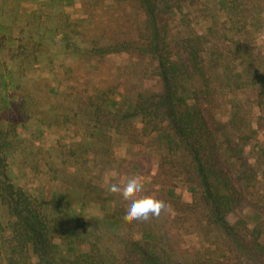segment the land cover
Returning <instances> with one entry per match:
<instances>
[{
  "label": "trees",
  "instance_id": "obj_1",
  "mask_svg": "<svg viewBox=\"0 0 264 264\" xmlns=\"http://www.w3.org/2000/svg\"><path fill=\"white\" fill-rule=\"evenodd\" d=\"M99 1L89 5V22L60 15L61 21L50 27L57 16L45 13L40 24L45 30L39 27L36 34L34 29L15 27L9 40L16 33L21 44L3 46L8 61L0 54V204L7 221L1 220L0 226V264H264V220L258 208L264 195L246 187L260 181L264 145L248 150L242 143L251 136L241 133L236 142L223 137L230 128L219 111L226 103L227 84L214 70L222 62L228 65L227 60L216 51L207 61L209 38L179 26L184 17L173 30L172 14L183 9L185 0H131L127 6L121 0L112 5ZM129 6L137 14L135 20ZM60 31L77 38V43H87L82 53L85 68L90 64L98 70L109 55L129 52L128 68L140 72L151 64L160 89L147 87L144 78L131 76L130 70H120L118 81L111 76L94 84L82 77L83 72L75 75L64 66L62 80L68 87L59 98L51 81L36 80L26 72H38V52L48 51L39 50L37 38L45 45ZM44 59L54 64L51 54ZM45 97L49 99L43 101ZM257 97V130H264V90ZM70 107L79 112L71 115ZM240 117L234 113L233 123ZM27 121L50 128L54 122L65 126L73 121L76 130H82L69 150L60 149L62 169L52 173L63 182L65 194L54 192L44 200V186L30 190L13 179L10 165L23 146ZM114 134L134 146L139 142L155 148L159 155V171L141 192L124 196L105 187L106 171L119 163ZM177 181L196 193L191 203L177 198ZM142 196L164 202L160 215L126 218L129 201ZM92 201L107 208L103 218L85 213ZM46 203L53 210L48 211ZM76 204L80 210L71 217L70 206ZM243 207L257 215L253 228L245 218L229 220ZM137 229L143 235L140 240L135 238ZM197 231L221 240L219 254L196 247L192 253L178 252L179 236Z\"/></svg>",
  "mask_w": 264,
  "mask_h": 264
},
{
  "label": "rangeland",
  "instance_id": "obj_2",
  "mask_svg": "<svg viewBox=\"0 0 264 264\" xmlns=\"http://www.w3.org/2000/svg\"><path fill=\"white\" fill-rule=\"evenodd\" d=\"M121 2L124 6L131 4V0H121ZM99 3L112 5L114 0H100ZM90 4H94V0H0V54L2 59L8 61L3 46L8 48L12 45L21 44L16 33L15 39L9 40L11 29L15 27L26 31L34 29L37 34L40 24L44 22L42 16L45 13L51 14L50 16H57L56 20L50 21L52 23L49 24L50 27L61 21L60 15L73 20L84 21L86 19L89 22ZM127 10L133 15L131 19L135 20L137 18L136 12L131 6ZM172 16L175 17L172 19L171 25L174 31H177V24L180 23L179 26H186L187 32L195 30L200 34L204 33L209 38L210 43L207 42L205 46L208 49L206 51L207 61L212 57L211 52L218 51L223 55V59L228 62V65L222 62L223 65H218L217 69L214 70V75H218V79L220 77V80L227 84L226 103L219 111L220 118L228 121L230 128L223 137L236 142L241 133L242 137L251 136V141L242 143L243 147L248 150H251L252 146L264 145V130H257L258 116L261 111L256 104L258 93L264 90V0H185L183 9L180 12H175ZM97 17H101L100 12ZM180 17H184L185 21L180 20L177 23ZM50 27L47 28L50 30ZM41 28L45 30L46 25L41 26ZM180 28L182 29V27ZM37 41L39 50L48 48V51L38 52L36 63L40 64L39 71H27L26 73L30 77H35L36 80L51 81V85L59 94V98H64L68 87V82L62 80L65 67L74 69L73 74L75 75L83 72L82 77L94 84L99 80L105 81L111 76L118 81V77H122L120 70L123 74L125 70H130L131 76L136 75L138 77L140 75L143 77L147 87L160 89L158 86L159 79L154 75L151 64L143 66L142 70L139 69L140 72L132 69V67L128 68L132 58L129 52L109 55L105 65L95 70L90 64L86 68L84 67L85 61L82 60V53L87 47L86 42L77 43V38L62 31L53 34L51 39L45 42L50 47L41 43L39 38ZM75 44H79L80 47L79 45H77L78 47L75 46ZM50 54L54 58L52 66L47 65L44 59ZM135 58L137 60V57H134V61ZM44 65L47 69L40 73L45 67ZM89 69L94 70L90 71ZM36 94L39 95L40 93L36 92ZM47 99L49 98L45 97L42 100ZM78 112L77 108L70 107L71 115ZM234 113L241 114L240 122L234 121L233 123ZM79 116L82 118V113ZM73 123L71 121L68 125L63 126L62 123L54 122L53 127L50 128L44 124L39 127L37 124L30 126L29 121H27L26 124L29 126L23 130V146L15 153L14 160L10 165L13 179L30 190L44 186V200L49 199L54 192L65 194L63 182L53 179L52 173L62 169L60 149L67 146L64 151L69 150V147L82 136V130L77 131L76 127L78 126L72 125ZM136 126L140 128V120L136 122ZM113 136L115 155L119 163L106 171L103 178L105 187L111 190L112 179L120 180L129 175L137 176L143 187L148 182H152L159 171V155L155 148L150 149L147 145L142 147L139 142L134 146L117 134ZM137 151H141L142 154L139 155L141 152L137 153ZM251 162L253 163L255 160ZM135 163L138 164V168L133 167ZM259 164L261 165L260 181L256 184H254L255 181L251 182L246 187L249 189L251 187L264 195V163ZM69 170L72 171L73 169ZM255 186L256 188H253ZM176 194L177 198L181 196L188 203H191L196 197L194 190L182 181H177ZM45 208L48 211L53 210L50 203H46ZM79 208L78 204L73 205V207L70 206V216L74 217L80 210ZM258 208L263 214V218H259L264 220V200L261 201ZM6 213L5 207L0 204V226L1 220L7 221ZM85 213L89 218L93 216L103 218L108 210L102 207L99 202L92 201ZM256 217L257 215L251 207H243L239 208L237 213L231 214L229 220L231 223H235L239 218H245L249 227L253 228ZM73 223L74 221L70 219L68 224L72 227ZM4 225L6 226V224ZM135 238L138 240L143 238L141 230L135 231ZM56 242H60V240L57 239ZM194 247L202 250L206 248L212 254H219L222 244L218 237L212 234L210 237L202 235L198 231L179 236L178 252L192 253Z\"/></svg>",
  "mask_w": 264,
  "mask_h": 264
},
{
  "label": "clouds",
  "instance_id": "obj_3",
  "mask_svg": "<svg viewBox=\"0 0 264 264\" xmlns=\"http://www.w3.org/2000/svg\"><path fill=\"white\" fill-rule=\"evenodd\" d=\"M110 187L129 196L141 192L143 185L137 176L129 175L120 180L112 179ZM164 207V202L154 196L134 197L124 209V216L131 220H148L151 216H159Z\"/></svg>",
  "mask_w": 264,
  "mask_h": 264
}]
</instances>
